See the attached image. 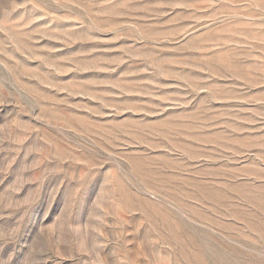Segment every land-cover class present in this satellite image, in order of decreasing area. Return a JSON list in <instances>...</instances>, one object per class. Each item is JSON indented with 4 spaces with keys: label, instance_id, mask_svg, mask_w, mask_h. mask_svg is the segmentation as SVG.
<instances>
[{
    "label": "rangeland",
    "instance_id": "1",
    "mask_svg": "<svg viewBox=\"0 0 264 264\" xmlns=\"http://www.w3.org/2000/svg\"><path fill=\"white\" fill-rule=\"evenodd\" d=\"M0 264H264V0H0Z\"/></svg>",
    "mask_w": 264,
    "mask_h": 264
}]
</instances>
